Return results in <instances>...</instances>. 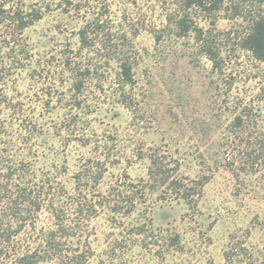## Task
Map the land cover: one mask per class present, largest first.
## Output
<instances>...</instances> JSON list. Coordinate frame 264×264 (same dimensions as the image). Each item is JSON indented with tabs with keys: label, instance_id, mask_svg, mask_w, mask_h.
Here are the masks:
<instances>
[{
	"label": "rangeland",
	"instance_id": "rangeland-1",
	"mask_svg": "<svg viewBox=\"0 0 264 264\" xmlns=\"http://www.w3.org/2000/svg\"><path fill=\"white\" fill-rule=\"evenodd\" d=\"M70 2L6 0L8 11L41 19L19 31L0 17V168L28 160L57 168L71 184L84 165L104 164L88 200L135 208L129 215L100 209L83 242L92 251L87 264L258 260L264 172L246 174L238 164L231 170L222 145L240 112L249 116V131L264 129V62L240 47L264 15V0H206V8L188 11L182 0ZM185 15L193 28L180 36ZM199 39L220 50L222 70L213 69ZM79 55L98 75L75 94L67 62ZM123 56L135 72L126 103L116 75ZM153 155L196 185L191 202L153 191ZM227 252L235 255L231 263Z\"/></svg>",
	"mask_w": 264,
	"mask_h": 264
},
{
	"label": "trees",
	"instance_id": "trees-1",
	"mask_svg": "<svg viewBox=\"0 0 264 264\" xmlns=\"http://www.w3.org/2000/svg\"><path fill=\"white\" fill-rule=\"evenodd\" d=\"M182 4L187 11L194 7L206 8V0H182ZM0 17L11 18L16 29L23 31L41 19V14L8 11L6 0H0ZM187 18L185 15L177 23L180 36H187L192 31ZM198 31L202 37V30ZM88 34L86 29L79 32L84 48L89 46ZM240 47L256 60L264 62V15L252 21L248 32L241 38ZM200 49L212 62L214 70H222L218 48L205 40ZM67 65L73 78L71 90L75 94L83 93L86 83L98 75V69L80 55ZM118 66L116 75L120 80L121 96H124L122 102L126 103L129 99L126 88L135 83L134 65L129 57L123 56L119 58ZM76 105L82 106L80 102ZM247 117L243 112L234 116L230 136L222 146L232 154L231 170L238 164L243 173L259 174L264 172V129L258 133L249 131L250 120ZM148 159V176L154 192H159L162 199L172 195L179 200H193L196 185H191L192 182L182 176L178 166L170 167L157 155ZM10 163L0 168V264H87L92 251L83 242L91 220L100 213V209L109 208L114 213L127 215L134 211L133 204L124 208L117 200L108 201L101 208L88 200V194L98 188L104 177V164L100 168L94 164L84 165L70 184L63 181L57 168L38 167L28 160ZM197 184L200 187L204 185L203 182ZM226 255L228 263H231L235 255L231 252ZM248 264H264V248L258 252V260Z\"/></svg>",
	"mask_w": 264,
	"mask_h": 264
}]
</instances>
